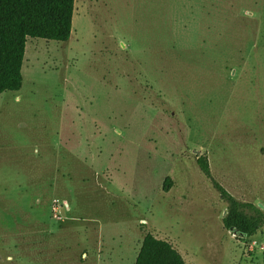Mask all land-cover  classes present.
<instances>
[{
  "label": "rangeland",
  "instance_id": "rangeland-1",
  "mask_svg": "<svg viewBox=\"0 0 264 264\" xmlns=\"http://www.w3.org/2000/svg\"><path fill=\"white\" fill-rule=\"evenodd\" d=\"M22 75L0 96V264H135L148 233L186 264H264L197 165L264 205V0H75Z\"/></svg>",
  "mask_w": 264,
  "mask_h": 264
},
{
  "label": "trees",
  "instance_id": "trees-1",
  "mask_svg": "<svg viewBox=\"0 0 264 264\" xmlns=\"http://www.w3.org/2000/svg\"><path fill=\"white\" fill-rule=\"evenodd\" d=\"M75 0H0V96L23 87L22 67L28 39L67 43L72 36ZM201 173L226 204L222 218L225 230L241 238H251L264 228V211L254 204L234 198L212 178L206 156L197 158ZM172 182L164 183L169 192ZM135 264H186L174 246L145 235Z\"/></svg>",
  "mask_w": 264,
  "mask_h": 264
},
{
  "label": "crops",
  "instance_id": "crops-1",
  "mask_svg": "<svg viewBox=\"0 0 264 264\" xmlns=\"http://www.w3.org/2000/svg\"><path fill=\"white\" fill-rule=\"evenodd\" d=\"M262 206H263V211H264V205H262ZM261 231H262V235H263V238H264V228ZM261 231H259V232H261Z\"/></svg>",
  "mask_w": 264,
  "mask_h": 264
},
{
  "label": "water",
  "instance_id": "water-1",
  "mask_svg": "<svg viewBox=\"0 0 264 264\" xmlns=\"http://www.w3.org/2000/svg\"><path fill=\"white\" fill-rule=\"evenodd\" d=\"M260 208H261V209H263V206H262V205H260ZM235 236H237V235H235Z\"/></svg>",
  "mask_w": 264,
  "mask_h": 264
}]
</instances>
